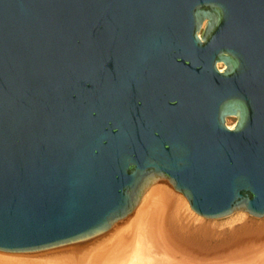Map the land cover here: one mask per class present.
<instances>
[{"label": "water", "instance_id": "95a60500", "mask_svg": "<svg viewBox=\"0 0 264 264\" xmlns=\"http://www.w3.org/2000/svg\"><path fill=\"white\" fill-rule=\"evenodd\" d=\"M159 180L264 218V0H0V254L78 261Z\"/></svg>", "mask_w": 264, "mask_h": 264}, {"label": "bare ground", "instance_id": "6f19581e", "mask_svg": "<svg viewBox=\"0 0 264 264\" xmlns=\"http://www.w3.org/2000/svg\"><path fill=\"white\" fill-rule=\"evenodd\" d=\"M229 119H234L233 124L229 125ZM236 120L234 115L227 117L229 128L234 127ZM178 196L183 205L179 202L178 206L173 205L172 202ZM181 207L198 214L185 195L173 191L165 180H159L158 184L146 190L141 197L134 210V218L126 226L117 229L105 245L96 249L97 244L82 259L74 261L64 254L57 258L55 256L58 254L37 255L38 257L0 254V264H96L95 260L99 258V264H264V241L261 245L253 246L254 243L244 239V236L241 242L230 248L224 244L222 238H213L208 228L198 230L197 226L187 222L190 219L182 218L179 211ZM238 211L244 210H237L227 216ZM213 242L216 246L212 249H199L202 244L213 245ZM208 255L217 261L200 260ZM39 257L47 259L41 260Z\"/></svg>", "mask_w": 264, "mask_h": 264}, {"label": "rangeland", "instance_id": "374dc122", "mask_svg": "<svg viewBox=\"0 0 264 264\" xmlns=\"http://www.w3.org/2000/svg\"><path fill=\"white\" fill-rule=\"evenodd\" d=\"M233 122H234V119H229V125L233 124ZM156 184H158V182L151 185L149 188H152ZM149 188L147 190H149ZM178 197H177L178 201L176 199V201L172 202L173 205L178 206L177 205L178 202L182 205L184 204L181 202L182 199L180 197L179 198ZM175 202H176V204H175ZM181 208L179 211H181L182 218H184L185 220L190 219L187 222L192 223L193 226H197L198 230H199V228L201 230H203V228H208L212 232L213 238H215V236H218L219 239L222 238L221 240L224 241V244L226 246H229L230 248L235 247L236 246L235 244L241 242V240L244 238V236H245L244 239H248L247 241H250V242L252 241V243H254L253 246L258 245V244L261 245V242L264 241V218L255 217L246 211L245 212L244 211H241V212L238 211V212H236L230 216H227V217H223V218H219V219H209V218H204L202 216H199L198 214L196 215L192 211L188 210L186 207H181ZM133 215L135 216V212H133ZM127 224L128 223L122 224V225L116 227L111 234H109L105 239H103L102 241H100L98 243L96 249L105 245L106 242H108V239L110 241L111 240L110 238L113 237V235H115V233L117 232V229H121V227H124ZM202 233L205 234L204 232H202ZM229 233H230V236H229ZM225 235H227V237ZM198 243H200V242L198 241ZM197 246H199V245H197ZM215 246H216V244L214 242H213V245H209V243H207L205 245L202 244V247H200L199 249L201 251H207L208 249H210V247L212 249ZM61 255H63V254H58L55 257L57 258L58 256H61ZM39 258L41 260L47 259V257H44V258L39 257ZM214 259L215 258H213V256L208 255L207 257L201 258L200 260L202 262H208L205 260L217 261V259L216 260H214ZM99 260H100V258L95 260L96 264H99L98 263Z\"/></svg>", "mask_w": 264, "mask_h": 264}]
</instances>
